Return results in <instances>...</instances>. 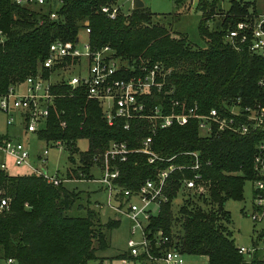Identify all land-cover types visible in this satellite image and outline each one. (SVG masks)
Returning a JSON list of instances; mask_svg holds the SVG:
<instances>
[{"label": "trees", "instance_id": "1", "mask_svg": "<svg viewBox=\"0 0 264 264\" xmlns=\"http://www.w3.org/2000/svg\"><path fill=\"white\" fill-rule=\"evenodd\" d=\"M114 2L59 0L57 6L54 2L29 8L0 0V88L33 71L51 39L73 40L88 27L92 46L108 44L128 62L160 66L162 87L152 91L151 101L164 103L165 111H183L193 104L198 111L210 107L224 110L223 105L236 97L240 105L264 107V58L245 48L236 50L223 39L237 20L256 11L253 1L229 0L215 28L207 29L205 22L213 16L217 0H199L197 31L202 45H194L184 34L174 35L167 26L153 21L152 12L144 5L126 12L117 10L114 17L100 10L101 5ZM50 10L54 17H49ZM122 124L118 117L107 123L96 99L74 92L55 98L46 124L36 136L63 141L71 163L64 173L68 179L91 178L94 156L111 140L124 141L134 149L150 133V147L159 158L147 162L143 152L127 153L124 160L116 162V181L135 189L157 169L181 165L168 173L166 200L145 224L151 251L157 250L152 239L159 229L167 237L161 246L203 255L206 264H264L262 246L250 253L237 251L224 206L227 199L241 200L243 181L256 176L252 157L257 143L264 139V126L244 134L224 129L201 135L194 119L152 133L142 119L130 121L128 128ZM79 138L87 141L84 150H78ZM187 151H196L198 161L200 175L194 192L183 189V178L194 172L189 166L194 158ZM0 188L8 200L7 208L0 212V256L12 257L15 264H87L97 258L96 250L108 245L107 231L118 223L117 218L102 222L90 206L89 194L68 189L62 181L53 184L29 172H0ZM173 199L179 200L174 209ZM253 232L251 243L256 245L264 237V225Z\"/></svg>", "mask_w": 264, "mask_h": 264}, {"label": "built area", "instance_id": "2", "mask_svg": "<svg viewBox=\"0 0 264 264\" xmlns=\"http://www.w3.org/2000/svg\"><path fill=\"white\" fill-rule=\"evenodd\" d=\"M11 2L17 6L33 8L54 2V6H57L59 0ZM100 10L108 17H114L118 8L116 5L104 4L100 6ZM48 14L49 17L55 16L53 10ZM88 31L89 28L85 27L82 35L78 33L73 40L59 37L51 39L44 56L33 71L0 88V112L4 115L5 125L16 127L13 132L7 131L0 135V172L8 173L7 158H10L14 165L24 166L25 172L40 175L53 184L67 179L65 176L59 177L57 173H46L47 148H42L33 155L38 163L34 164L26 143L19 139L17 134L33 133L36 136V132L45 126L55 98L72 95L74 92H81L86 98L96 99L106 122L110 124L115 117L121 118L123 128H128L130 121L136 119L145 120L151 133L156 128L184 124L189 119H194L198 132L202 130L204 135L212 130L224 129L244 134L264 126V107L259 104L240 105L238 97L231 103L224 104V110L210 107L205 111H198L196 104H193L183 111H165L164 103L151 101L152 91L162 87L163 81L158 79L160 66L157 63L147 65L144 62H128L116 55L108 44L92 46L87 38ZM223 39L236 50L245 48L264 58V7L260 11L243 15L224 33ZM259 82L263 83L262 80ZM238 118L243 120L238 121ZM60 124H64V121H60ZM17 125L21 127L20 130H17ZM37 138L58 150H65L60 139ZM150 142V133L141 138L139 145L134 149L128 148L124 141L111 140L102 153L94 156L96 161L93 163L98 169L95 179L105 192V204L114 213L124 215L129 222L130 235L126 240L128 254L146 260L148 264H180L182 253L174 246H161L167 237L162 235L159 229L152 239L157 250L151 251L145 224L166 200L164 185L168 173L181 165L168 164L157 169L153 177L145 178L135 189L123 187L116 181L119 175L116 162L124 160L127 153L143 152L147 162L159 158L151 149ZM187 152L194 158L189 165L194 172L191 177L183 178V189L194 192L195 181L200 175L197 172L198 161L196 151ZM252 167L256 176L250 179L252 195L247 214L254 222L264 225V139L256 145ZM7 204L8 200L0 188V212L7 208ZM100 204L96 203L98 206ZM135 233L138 239L134 238ZM259 241L264 249V237ZM258 246L252 243L249 246L236 245L239 253H250ZM13 262L12 257L0 256V264ZM122 264H128V261L124 259Z\"/></svg>", "mask_w": 264, "mask_h": 264}, {"label": "rangeland", "instance_id": "3", "mask_svg": "<svg viewBox=\"0 0 264 264\" xmlns=\"http://www.w3.org/2000/svg\"><path fill=\"white\" fill-rule=\"evenodd\" d=\"M131 1L132 0H115L114 3L120 12H126L131 8ZM141 1L143 5L152 12L151 19L153 21L167 26L174 35L180 33L184 34L188 41L194 45L203 44L197 31V23L200 18L199 0H179L177 2L173 0ZM248 1H253L257 11H260L261 8L264 7V0ZM228 2L229 0H217L213 16L205 22L207 29L215 28L217 22L220 21V14L227 8ZM247 8L250 9V6ZM79 33L82 35V31ZM18 129H21L19 125H17V130ZM13 130H16V127H7L5 125L4 115L0 112V135L7 131L11 133ZM199 133L205 134L202 130H200ZM17 135L19 139L26 143L30 152V159L34 164L38 163L33 155L40 152L42 148H47L45 158L46 173H57L59 177L65 176V169L71 165L65 150H58L49 143L38 139L33 133L23 135L18 132ZM76 145L78 150H84L87 141L85 138H79L76 140ZM73 155L76 163V153H73ZM7 172L10 174L24 173L25 168L24 166L14 165L10 158H7ZM90 173L94 178H68L61 181L68 189L87 192L91 201L90 206L97 210L99 219L102 222L106 221L108 218H117L118 223L107 231L109 240L108 245L103 249L96 250L95 254L97 258L89 259L87 264H122L124 259L128 261V264H148L139 257H128L126 240L130 235L128 230L129 222L124 215L114 213L113 210L105 204V192L101 188L100 183L95 179V177L98 176V169L95 167L94 163L90 165ZM251 195V182L249 179H245L242 184V199H227L224 204L225 208L229 211V226L232 230V237L236 245L249 246L251 244V237L254 235L253 229L260 225L259 222L251 220L247 214L250 209ZM178 201V199H173L172 209L175 208L174 206ZM95 202L101 204L98 206ZM133 235H135V239H138L136 233ZM258 245H262L260 241H258ZM124 252L126 255L119 257V254ZM260 253L262 256L264 255L263 251H260ZM180 264H206V258L203 255L183 253L181 254Z\"/></svg>", "mask_w": 264, "mask_h": 264}, {"label": "water", "instance_id": "4", "mask_svg": "<svg viewBox=\"0 0 264 264\" xmlns=\"http://www.w3.org/2000/svg\"><path fill=\"white\" fill-rule=\"evenodd\" d=\"M143 6V2L141 0H132L131 8H137Z\"/></svg>", "mask_w": 264, "mask_h": 264}, {"label": "crops", "instance_id": "5", "mask_svg": "<svg viewBox=\"0 0 264 264\" xmlns=\"http://www.w3.org/2000/svg\"><path fill=\"white\" fill-rule=\"evenodd\" d=\"M144 261V260H143Z\"/></svg>", "mask_w": 264, "mask_h": 264}]
</instances>
